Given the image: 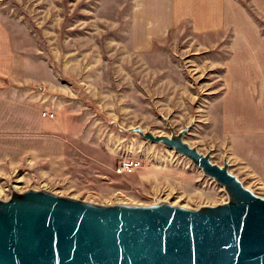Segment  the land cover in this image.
<instances>
[{"label":"rangeland","instance_id":"obj_1","mask_svg":"<svg viewBox=\"0 0 264 264\" xmlns=\"http://www.w3.org/2000/svg\"><path fill=\"white\" fill-rule=\"evenodd\" d=\"M193 3L163 24V0H0L18 70L9 89L28 78L53 88L72 128L43 152L19 150L2 101L0 198L13 184L101 204L226 201L190 160L110 123L169 134L165 117L176 130L194 120L186 141L211 149L216 163L227 156L230 170L264 196V0ZM124 157L141 167L117 174Z\"/></svg>","mask_w":264,"mask_h":264},{"label":"water","instance_id":"obj_2","mask_svg":"<svg viewBox=\"0 0 264 264\" xmlns=\"http://www.w3.org/2000/svg\"><path fill=\"white\" fill-rule=\"evenodd\" d=\"M164 120L169 134L110 123L190 160L226 201L101 204L10 184L0 198V264H264V196L230 170L227 156L216 163L211 149L186 141L194 120L181 130Z\"/></svg>","mask_w":264,"mask_h":264},{"label":"crops","instance_id":"obj_3","mask_svg":"<svg viewBox=\"0 0 264 264\" xmlns=\"http://www.w3.org/2000/svg\"><path fill=\"white\" fill-rule=\"evenodd\" d=\"M163 1L164 4H160L163 7L161 8L163 16L160 20L163 24H175L185 9L187 14H189V9L191 11L194 10L193 2L195 0ZM189 3L191 5L190 8H188ZM212 9L214 14L220 13L219 5H213ZM17 74L16 54L12 45V39L8 29L0 18V103L5 101L10 104L13 122L9 134L16 137L14 139L16 142L13 141L12 144H14L15 148L19 147V150L43 152L45 143L49 141L50 137L66 135L72 129L68 118L70 116L66 115V113L62 117L59 115L64 104V98L61 94H52L50 89L53 88L51 87H38V85H35L34 80L28 78L20 81L19 85L11 86V89H9L8 81H17ZM45 109L55 112L57 117L54 119L43 117L42 112ZM3 117V112L0 111V119H3ZM19 139L27 141V145L24 142L17 143Z\"/></svg>","mask_w":264,"mask_h":264},{"label":"built area","instance_id":"obj_4","mask_svg":"<svg viewBox=\"0 0 264 264\" xmlns=\"http://www.w3.org/2000/svg\"><path fill=\"white\" fill-rule=\"evenodd\" d=\"M42 116L53 119L56 117V114L52 111L43 110ZM139 167H141V160L133 159L131 157H124L119 161L115 170L117 174L124 175L134 172L135 170L139 169Z\"/></svg>","mask_w":264,"mask_h":264}]
</instances>
